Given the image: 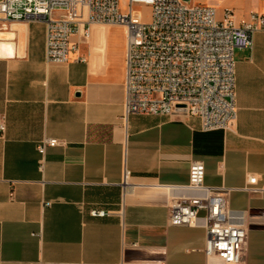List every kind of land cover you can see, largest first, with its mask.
I'll use <instances>...</instances> for the list:
<instances>
[{
	"label": "crops",
	"instance_id": "obj_1",
	"mask_svg": "<svg viewBox=\"0 0 264 264\" xmlns=\"http://www.w3.org/2000/svg\"><path fill=\"white\" fill-rule=\"evenodd\" d=\"M12 26L16 38L0 32L13 50L0 55V264H211L203 222L169 225L171 201L198 196L189 190L197 161L204 185L233 189L231 208L244 212L243 264H264V192L244 190L250 176L264 189V31L253 49L235 52L236 124L206 133L183 114L126 116L124 27L94 26L88 42L76 36L79 51L64 66L47 62L45 24ZM45 139L67 146L48 149L41 171Z\"/></svg>",
	"mask_w": 264,
	"mask_h": 264
},
{
	"label": "built area",
	"instance_id": "obj_2",
	"mask_svg": "<svg viewBox=\"0 0 264 264\" xmlns=\"http://www.w3.org/2000/svg\"><path fill=\"white\" fill-rule=\"evenodd\" d=\"M151 9L146 20L137 7ZM46 25L48 64H68L80 42L91 38L94 26L124 27L127 31L126 116L171 118L179 114L200 119L203 132H228L238 120L236 50L253 49L254 36L264 31V15L250 13L238 24L233 10L193 5L185 0H0V32L13 23ZM80 62H86L84 58ZM1 130H5L1 126ZM67 146L65 141L45 139L38 146L40 170L47 151ZM189 190L198 196L192 202L173 199L169 225L207 230L204 254L211 264H243L247 255L249 228L244 212L231 208L226 187H206V167L194 162ZM130 173L127 171L126 178ZM127 183V180H126ZM261 195L257 176L248 178L244 189ZM14 198V195H11ZM51 206V203H47ZM202 212L205 213L202 216ZM106 217V211H92Z\"/></svg>",
	"mask_w": 264,
	"mask_h": 264
},
{
	"label": "rangeland",
	"instance_id": "obj_3",
	"mask_svg": "<svg viewBox=\"0 0 264 264\" xmlns=\"http://www.w3.org/2000/svg\"><path fill=\"white\" fill-rule=\"evenodd\" d=\"M191 3L193 5L213 4L215 8L218 10L219 19L222 17L223 11L226 8H230L231 10H233L236 19L247 17V15L251 12V10L255 9L256 6H263L264 8V0H192ZM136 9L143 14L146 20L150 19V14H151L150 8L141 6V7H137ZM111 32L124 34V30L117 28H114Z\"/></svg>",
	"mask_w": 264,
	"mask_h": 264
},
{
	"label": "bare ground",
	"instance_id": "obj_4",
	"mask_svg": "<svg viewBox=\"0 0 264 264\" xmlns=\"http://www.w3.org/2000/svg\"><path fill=\"white\" fill-rule=\"evenodd\" d=\"M20 33H23V29L21 28L19 30ZM9 34H1L0 33V55H3L5 52L11 54L13 52L12 50V42L10 41Z\"/></svg>",
	"mask_w": 264,
	"mask_h": 264
},
{
	"label": "water",
	"instance_id": "obj_5",
	"mask_svg": "<svg viewBox=\"0 0 264 264\" xmlns=\"http://www.w3.org/2000/svg\"><path fill=\"white\" fill-rule=\"evenodd\" d=\"M185 2H187V3H191V2H192V0H185Z\"/></svg>",
	"mask_w": 264,
	"mask_h": 264
}]
</instances>
